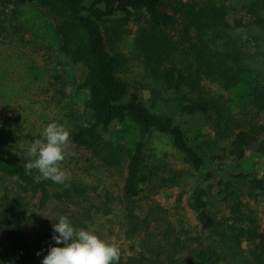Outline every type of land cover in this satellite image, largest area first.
Here are the masks:
<instances>
[{
	"label": "trees",
	"instance_id": "trees-1",
	"mask_svg": "<svg viewBox=\"0 0 264 264\" xmlns=\"http://www.w3.org/2000/svg\"><path fill=\"white\" fill-rule=\"evenodd\" d=\"M23 7L51 21L59 50L76 75V88L87 93L69 140L109 166L125 162L123 200L101 198L73 180L59 184L35 179L38 171L25 169L28 157L10 145L7 125L0 121V262L40 264L54 243L52 230L28 229L41 211L55 204L58 217L67 215L76 228L85 229V222L119 210L126 236L141 239L137 252L126 255L120 250L118 264H264V217L257 204L264 199V169H237L252 150L264 167V76L253 66L249 50L264 49V0H0V35L25 33ZM139 15L143 18L136 30L135 58L161 81L162 100L169 92L182 95L177 115L160 105L151 108L122 75L128 60L120 59L115 45L128 21ZM235 30L247 32V62L241 49L223 39ZM237 88L244 89L247 111L235 119L217 89ZM151 92L156 95L155 89ZM191 121L200 126L210 122L217 135L229 139L228 147L214 156L216 164L190 141L184 123ZM129 124L138 127V133L132 149L124 153L119 138ZM153 132L166 135L202 175L187 197L200 227L196 236L169 223L162 226L152 210L135 207L152 178L148 149ZM231 185H236L238 199L228 215L215 216L213 196H224ZM109 226L95 233H113Z\"/></svg>",
	"mask_w": 264,
	"mask_h": 264
},
{
	"label": "rangeland",
	"instance_id": "rangeland-1",
	"mask_svg": "<svg viewBox=\"0 0 264 264\" xmlns=\"http://www.w3.org/2000/svg\"><path fill=\"white\" fill-rule=\"evenodd\" d=\"M21 10L22 17L25 18V33L15 38L11 34L0 35V121L7 125L10 145L29 160L32 158L27 151L30 142L41 138V132L48 123L57 121L63 124L69 133L79 124L82 104L87 93L76 88V75L59 50L58 39L48 17L34 8L23 7ZM141 18L142 15H139L128 21L121 40L115 45V51L120 55V59L128 60L122 75L129 81L131 91L141 93L151 108L160 105L161 110L177 115L182 95L169 92L164 94L166 100H162L164 88L161 81L156 75L145 71L142 63L135 58L136 30ZM260 35L263 46L264 31ZM223 39L229 42V47L241 49L247 62L249 39L246 31L229 32L223 35ZM250 44L252 45L251 41ZM249 50L254 55L253 66L264 76V49L260 47L258 51L251 46ZM152 89H155V96L151 92ZM186 91L184 88L182 93L185 94ZM217 91L230 105V112L235 119L246 114L247 104L243 103L246 99L244 89ZM200 125L201 123L193 121L184 123L190 141L198 143L196 145L206 159L216 164L217 159L214 156L221 154L220 149L228 147L229 139L217 135L210 122ZM124 128L119 141L123 143L125 153L132 149L138 127L129 124ZM122 129L123 127H119V130ZM65 151L67 155L61 162V168L68 173L66 180L86 185L88 191L93 192L91 194H99L101 198L108 197L109 201L123 200L124 161L119 167L109 166L92 151L83 149L70 140ZM148 153L152 162V178L140 196L135 199L136 209L142 207L146 211L152 210L154 213L152 217L162 226L167 227L169 223L176 230L182 228L189 230V235L200 234L198 221L187 203V197L194 183L201 178V173L195 172L185 162L166 135L153 132ZM237 169H257L261 172L264 169L262 158L252 150L237 165ZM230 183L234 184L232 181ZM235 186L231 185L224 196H213L211 211L215 216L228 215L229 206L238 199ZM94 197L93 203L96 199ZM257 204L261 207L264 217V199ZM54 207L55 204H50L41 211L38 222L29 227L28 232L43 231L46 228L52 230L51 225L57 222L60 212ZM120 219L121 213L116 210L114 215L94 217L92 222L85 223L87 229L93 232L109 229L111 224L114 228L110 231L113 233L102 231V235L98 236L116 244L126 255H131L138 251L141 237L136 235L128 238L124 227L119 223ZM155 232V227L152 226V233ZM34 237L33 234L32 239Z\"/></svg>",
	"mask_w": 264,
	"mask_h": 264
},
{
	"label": "clouds",
	"instance_id": "clouds-1",
	"mask_svg": "<svg viewBox=\"0 0 264 264\" xmlns=\"http://www.w3.org/2000/svg\"><path fill=\"white\" fill-rule=\"evenodd\" d=\"M68 143L66 127L57 121L48 123L41 138L30 142L27 151L32 158L25 162V169H36L37 180L63 182L68 173L61 168V162L67 155ZM51 227L50 239L54 243L49 244L40 264H118L120 249L116 244L107 242L93 231L76 228L67 215H60Z\"/></svg>",
	"mask_w": 264,
	"mask_h": 264
}]
</instances>
